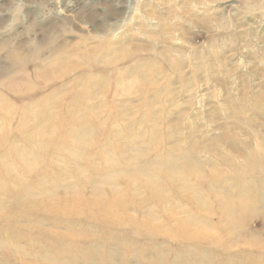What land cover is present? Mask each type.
<instances>
[{
	"label": "rangeland",
	"instance_id": "rangeland-1",
	"mask_svg": "<svg viewBox=\"0 0 264 264\" xmlns=\"http://www.w3.org/2000/svg\"><path fill=\"white\" fill-rule=\"evenodd\" d=\"M0 264H264V0H0Z\"/></svg>",
	"mask_w": 264,
	"mask_h": 264
}]
</instances>
